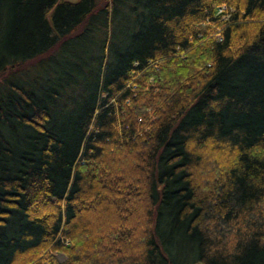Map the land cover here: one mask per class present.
<instances>
[{
    "label": "trees",
    "instance_id": "16d2710c",
    "mask_svg": "<svg viewBox=\"0 0 264 264\" xmlns=\"http://www.w3.org/2000/svg\"><path fill=\"white\" fill-rule=\"evenodd\" d=\"M48 250L264 264V0H0V264Z\"/></svg>",
    "mask_w": 264,
    "mask_h": 264
},
{
    "label": "rangeland",
    "instance_id": "374dc122",
    "mask_svg": "<svg viewBox=\"0 0 264 264\" xmlns=\"http://www.w3.org/2000/svg\"><path fill=\"white\" fill-rule=\"evenodd\" d=\"M62 1H67V2H70V3H76L78 2L79 0H62ZM203 25H205V22H201L200 24L197 25V28H201ZM211 38L215 39L213 35H210ZM31 62H34L35 63V60H32L30 61L29 63ZM65 244V242H64ZM46 253L48 255H53V258L57 261V263H64L65 261V255H63L62 253H57V252H50L49 250L48 251H44L41 255L42 257L40 256V260H41V264H49V259L48 257L46 256ZM96 253H98L96 251ZM97 255V254H96Z\"/></svg>",
    "mask_w": 264,
    "mask_h": 264
},
{
    "label": "built area",
    "instance_id": "2783aa9c",
    "mask_svg": "<svg viewBox=\"0 0 264 264\" xmlns=\"http://www.w3.org/2000/svg\"><path fill=\"white\" fill-rule=\"evenodd\" d=\"M229 16H230V12H227V13H226V16H225V18H224V20L228 19ZM203 26H204V25H203ZM214 32H215V31H214ZM211 35L214 36V38H215L216 41H220V40H221V38H220V36H219V34H218V30H216V32L213 33V34H211ZM209 36H210V35H209Z\"/></svg>",
    "mask_w": 264,
    "mask_h": 264
},
{
    "label": "bare ground",
    "instance_id": "6f19581e",
    "mask_svg": "<svg viewBox=\"0 0 264 264\" xmlns=\"http://www.w3.org/2000/svg\"><path fill=\"white\" fill-rule=\"evenodd\" d=\"M226 7L225 6H221L217 9V14H222L224 13L226 10ZM226 16V15H225ZM225 16H223L225 18Z\"/></svg>",
    "mask_w": 264,
    "mask_h": 264
}]
</instances>
